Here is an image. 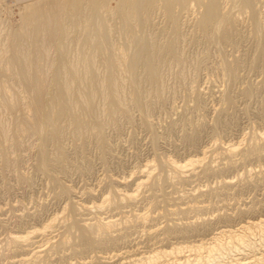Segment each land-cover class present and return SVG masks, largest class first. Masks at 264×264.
I'll list each match as a JSON object with an SVG mask.
<instances>
[{
  "label": "rangeland",
  "instance_id": "rangeland-1",
  "mask_svg": "<svg viewBox=\"0 0 264 264\" xmlns=\"http://www.w3.org/2000/svg\"><path fill=\"white\" fill-rule=\"evenodd\" d=\"M2 1H9L10 13L0 19V264H18L25 252L28 259L19 264H185L187 256L194 264L198 252L188 247L264 218V0L246 10L240 0H221L216 23L206 28L198 20L202 6L179 10L173 24L153 2L145 19L127 25L118 0L108 1V12L89 11L84 0L63 16L57 41L37 47L28 42L22 10L53 0ZM91 22L105 33L86 35ZM13 29L24 41L9 37ZM19 41L25 56L16 60L26 64L15 66L10 60ZM145 42L155 46V81L145 76V57L135 59ZM21 66L36 81H20ZM111 74L120 86L114 110L99 90ZM66 78L73 101L58 116L55 98ZM36 84L35 126H45L43 133L27 128ZM79 90L92 99L85 102ZM51 121L59 134L50 131ZM22 122L25 132L18 129ZM196 158L183 173L166 163ZM107 218L112 227L90 230ZM12 234L27 238L13 241ZM172 247L181 252L146 259ZM261 248L232 256L252 264L264 257ZM228 261L221 263L234 262Z\"/></svg>",
  "mask_w": 264,
  "mask_h": 264
},
{
  "label": "bare ground",
  "instance_id": "bare-ground-1",
  "mask_svg": "<svg viewBox=\"0 0 264 264\" xmlns=\"http://www.w3.org/2000/svg\"><path fill=\"white\" fill-rule=\"evenodd\" d=\"M84 0H53L51 3H44V4H41V3H35V4H30L26 7L23 8L22 10V13H21V21L24 22V26L27 25V29H26V33H27V39H29L30 41H28L29 43H31V41H35V46L37 47V44L38 45H41L42 46V43L40 42H44L45 40L49 41L50 44L54 41L52 40H55L56 37L59 33V35H61V31L64 28V23H63V16L68 14V15H72L73 11L78 7H81L82 3H83ZM88 4L91 5V9L89 11H97V8L99 9H105L107 12H108V7H107V4H108V1L109 0H86ZM119 3H118V13L122 16V19L123 22L125 23H128L127 25H130L133 21L135 22V20L139 21L140 19H145L146 17V14L147 12L150 10V6L153 2H157L158 3V6L161 7L163 9V12H164V15L170 20L171 23L173 24H176V21L178 19V11L179 10H186L192 5V8H193V5H197V6H202L203 8V11L201 12V15H200V19L199 20V25L202 27V28H206L207 26H209L217 17H219V10H220V5H221V0H118ZM241 1V4L243 5V8H249L250 6L253 7V0H240ZM4 1H0V19H2V17L4 18L7 13H10V11L8 12V9H7V3H9V1H7L6 3V6H2ZM90 2V3H89ZM10 6V5H9ZM93 6V7H92ZM9 8V7H8ZM90 8V6H89ZM93 8V10H92ZM11 9V8H9ZM98 9V10H99ZM250 9V8H249ZM246 10V9H245ZM51 11H54V13H50ZM102 11V10H101ZM93 12H90L91 14H93ZM100 12V10H99ZM251 13V12H250ZM95 14V13H94ZM67 15V17H69ZM88 15V13H87ZM87 15L85 16V18L87 17ZM90 15V14H89ZM88 15V16H89ZM96 15V14H95ZM98 12H97V17H98ZM221 17V16H220ZM222 17H224L222 15ZM229 18V17H228ZM5 19V18H4ZM66 19V18H65ZM88 19V18H87ZM218 19V18H217ZM234 19V18H233ZM140 20V21H141ZM221 20V19H220ZM223 20V19H222ZM221 20V21H222ZM3 21V19H2ZM132 21V22H131ZM136 21V22H137ZM65 22V21H64ZM133 22V23H134ZM219 22V21H217ZM228 22V21H227ZM124 23V24H125ZM130 23V24H129ZM215 23H216V20H215ZM221 23V22H220ZM91 24H93L92 22L91 23H88V26L89 28H87L88 31H86V35H90V33L95 30L99 33H105V29L104 27L99 24V23H95L96 25H98L96 28H94ZM214 24V23H213ZM225 27V26H224ZM264 30V29H263ZM64 31V30H63ZM261 31V30H260ZM66 33V32H65ZM64 33V34H65ZM8 35L9 37H12L13 40H20V41H24V39L22 38L21 36V33L19 30H12L11 32L9 31L8 32ZM58 35V36H59ZM24 37V36H23ZM55 37V39H54ZM87 37V36H86ZM91 37V36H89ZM41 38V39H40ZM8 39V38H7ZM86 39V38H85ZM94 39V38H93ZM10 40V38L8 39ZM95 40V39H94ZM12 41V40H11ZM20 41L18 42L19 45H17V48L14 49V53L12 55V57H17L15 58V60L13 59L10 60L13 64H18V65H25L26 63L25 62H22V61H17L16 59H18L19 55H23L25 56V53H23V45L20 44ZM40 41V42H39ZM45 41V42H47ZM57 40H55L56 42ZM8 42V41H7ZM13 42V41H12ZM27 42V43H28ZM54 42V43H55ZM9 44V42H8ZM13 44V43H12ZM11 44V46H12ZM25 44V43H24ZM53 44V43H52ZM59 44V42H58ZM10 45V44H9ZM60 45V44H59ZM14 46V45H13ZM19 46V47H18ZM25 46V45H24ZM55 47L57 48V44H55ZM62 47V45L60 46ZM58 46V48H60ZM15 48V47H14ZM155 48L154 44H150V43H143L141 45V50H140V53L138 54V56L135 58V59H138V58H141V57H145V61L144 62H141L142 64H144V66L146 68H144L145 70V76L148 78L149 81H155L156 80V71L155 69L152 67L153 66V57L157 56L155 53L152 52V49ZM157 48V47H156ZM172 47L170 44L164 46L163 50H170ZM42 50V48H40ZM36 51H38V49L36 48L35 49ZM27 51V50H26ZM44 51V50H43ZM94 52V51H93ZM33 53V52H32ZM160 53V51H159ZM12 54V52H11ZM10 54V55H11ZM41 54V53H40ZM39 54V55H40ZM123 54V53H122ZM158 54V52H157ZM159 56V55H158ZM8 58L10 59V57L8 56ZM21 58V56H20ZM24 58V57H23ZM27 58V56L25 57V59ZM28 59V58H27ZM121 59V58H120ZM8 60V59H7ZM141 60V59H140ZM25 61V60H24ZM10 62V63H11ZM74 62V61H73ZM72 62V64H73ZM9 63V61H8ZM9 63V64H10ZM78 64V63H77ZM107 65H113L114 63L111 61V60H108L106 62ZM12 65V64H10ZM17 65V67H18ZM76 65V64H74ZM75 72V69H73ZM18 71V74L20 75L19 76V80L20 81H23V82H27V81H34L35 78H30L28 79L27 76H28V71H26L25 68H23L21 66V68H18L17 69ZM55 72H58V70H53ZM112 71V70H111ZM111 71H108V72H111ZM66 72V71H65ZM64 74V73H63ZM61 76V75H60ZM104 76V75H103ZM111 77H105L107 79H104V82L99 86V90L105 95L106 99L109 101V103L111 104L110 105V109L108 110H114L113 107H116L115 105L113 106V103L114 101L116 100V97H117V94L119 92V89H120V86L115 83V78H113L112 74L110 75ZM63 78V77H62ZM74 80V79H73ZM36 81V80H35ZM38 81V80H37ZM63 81H66L67 83L66 84H63L61 85L59 88L63 91V95L59 92V96L57 98H55L56 102H55V106H54V109H55V113L54 114H57L58 116H63L65 114H67V111L68 109L70 108L71 106V100H70V97L72 95V90L74 87H72L73 85L68 82L72 81V79H64ZM79 81V80H78ZM35 84V83H34ZM34 86V85H33ZM80 86V85H79ZM79 89V87H77ZM85 88V87H84ZM87 88V87H86ZM85 88V89H86ZM84 89V90H85ZM98 89V88H97ZM43 90V89H42ZM58 90V89H57ZM88 90V89H87ZM93 90V89H92ZM95 90V89H94ZM93 90V91H94ZM40 91H41V86L40 84H36V86L32 87V92L31 93V107L33 109V116H34V120H33V123L31 125H27L28 129L30 131H32V133H35V128H37L36 131L38 132H42L43 128H45L44 124H42L44 127H36L35 126V116L38 118L40 115H41V112L39 111V108L41 106V98H40ZM86 91V90H85ZM75 93V92H74ZM86 93V92H85ZM82 90H79V94H80V97L85 101V102H89V100L92 99V94L88 95V94H85ZM78 95V94H77ZM77 95H74L77 96ZM52 101V100H50ZM73 101V100H72ZM79 102V101H78ZM81 102V101H80ZM82 103V102H81ZM83 104V103H82ZM30 105V104H29ZM113 106V107H112ZM119 109V108H118ZM71 111V110H70ZM110 112V111H109ZM74 114V113H73ZM43 116H48L47 114ZM50 116V115H49ZM55 116V115H54ZM75 116V115H73ZM72 116V117H73ZM52 117V116H51ZM71 117V118H72ZM50 118V117H49ZM76 120H78V117H75ZM52 119V118H51ZM50 120V119H49ZM47 121V120H46ZM74 121V120H73ZM31 122V121H29ZM53 122V121H51ZM81 122V121H80ZM26 122H22L18 125V129L20 131H23L25 132L26 129L24 127ZM2 124V123H1ZM56 123L53 122V123H50V126H52V129L50 128V131L52 132L53 135L55 134H59L60 132V129L59 127L57 126V124L55 125ZM41 126V123L39 124ZM46 131V130H45ZM48 131V130H47ZM47 133V132H46ZM233 146V145H232ZM234 150V147L233 149ZM203 153V152H202ZM167 164H170L174 169L176 170H180L182 171L184 168H186L187 166L189 165H193L194 163H197L199 162V159L196 158V160H188V163L184 162L185 164H181L179 162H175L173 160L170 159V161L166 160ZM201 161V160H200ZM146 168H148V164L145 165ZM150 167V166H149ZM151 168V167H150ZM145 171V170H144ZM147 171V170H146ZM177 171V172H178ZM179 171V173H181ZM183 173V171H182ZM143 174V173H141ZM182 175V174H180ZM147 177H148V173L142 177V178H137L139 182H137V186L143 184L146 180H147ZM119 192V191H118ZM121 192V191H120ZM119 192V194H120ZM123 196L127 199H132L133 196H134V193L132 192H124L122 194H120V196ZM106 197V196H105ZM107 198V197H106ZM103 200V202L106 203V201H108V199ZM135 199V198H134ZM124 200V199H123ZM101 203V202H100ZM99 203V204H100ZM95 203H93V207L95 206L94 205ZM97 204V206L99 205ZM88 204H86L85 209H91L89 206H87ZM92 205H90L92 207ZM106 205V204H105ZM96 206V207H97ZM100 207H102L101 205H99ZM101 209V208H100ZM139 215V214H138ZM145 215V214H144ZM137 216V215H136ZM259 218V217H258ZM108 219V218H107ZM91 220V219H90ZM93 221V220H92ZM100 221V220H99ZM115 221H113L112 219H108V220H105V221H101V223L97 224V225H93L94 227L92 229H90L91 231L93 229H97V230H102V229H107L109 227H112V225H114ZM85 225V224H84ZM47 226V225H46ZM49 227V226H47ZM86 227V226H85ZM91 226H89L90 228ZM51 228V227H50ZM87 228V227H86ZM89 228H87L89 230ZM96 231V230H95ZM258 231L259 232V236L257 237L256 234L254 235V232ZM90 231H88L89 233ZM87 233V232H85ZM218 234L215 235L213 238H210V242L209 243H202L201 244H198L196 246H191V247H188L190 248V250H193V251H197L198 254L194 258H192V260L194 259L196 263L194 264H201L202 262L206 263H209V264H222L221 262L224 263V260H233L234 262L231 263V264H245V263H242L240 260L243 259V258H238L237 256L236 257H233L232 255L234 254H238L239 252L241 251H244L247 249H255V250H259L258 248H261V249H264V218H261V219H258L257 221L255 222H247V224H242V226H239L238 229H225V230H220V232H217ZM227 233V234H226ZM28 234V233H27ZM90 234V233H89ZM26 235V234H25ZM23 236V235H13L11 236L12 240L13 241H19V240H25L27 238V236ZM82 235V234H81ZM256 236V238H253L254 236ZM89 236V235H88ZM86 234L82 237H84L83 239H86L85 237H88ZM99 236V235H98ZM222 236H224V239H222ZM91 238V236H90ZM89 239V237H88ZM87 241V239L85 240ZM92 241V240H91ZM200 243V242H199ZM204 244H206L207 246L204 247ZM41 247V246H40ZM183 247V246H182ZM181 247V248H182ZM187 247V246H186ZM180 247H175L172 249H170L169 251L167 250H164V251H161L159 253H157V255L155 253H153V256L150 257L147 256L146 259L149 261L151 260H156L157 258L159 259V255L162 256H168V255H171L173 253H180L181 252V249ZM247 248V249H246ZM23 249V248H22ZM202 249H205V255L202 256L199 254V250H202ZM183 250V249H182ZM185 250V249H184ZM188 250V249H187ZM25 251V250H24ZM204 251V250H203ZM259 252V251H258ZM264 252V251H263ZM23 253V252H22ZM33 253H36V252H33ZM203 252H201L202 254ZM245 253V252H244ZM249 254L250 251L248 252ZM253 253V252H252ZM261 253V252H260ZM28 254V252H25L23 254H21L22 256H20L21 258H18L19 260L17 261L18 264L27 260L28 257H26L25 255ZM177 254V255H178ZM246 254V253H245ZM244 254V255H245ZM247 254V255H249ZM254 254V253H253ZM20 255V254H19ZM148 255V254H147ZM155 255V256H154ZM243 255V254H242ZM233 258H236V259H232ZM190 256H187L184 260V263L187 264L189 263V258ZM253 257H256V254L253 256ZM258 257V256H257ZM137 258V257H136ZM175 258V257H174ZM145 259V260H146ZM191 259V257H190ZM183 260V259H181ZM204 260V261H202ZM239 260V261H238ZM29 261V260H28ZM104 261V260H103ZM149 261V263H150ZM176 261L178 264H181L179 263V260L176 259L174 260ZM201 261V262H200ZM228 261V262H230ZM249 261V260H248ZM254 261V262H253ZM252 261V264H264V257L262 256H259L258 258H256V260H253ZM133 262V261H132ZM245 262V261H244ZM206 263V264H207ZM138 264V263H137ZM143 264V263H142ZM146 264V263H145ZM183 264V263H182ZM190 264V263H189ZM225 264H227L225 262ZM247 264V262H246Z\"/></svg>",
  "mask_w": 264,
  "mask_h": 264
},
{
  "label": "crops",
  "instance_id": "crops-1",
  "mask_svg": "<svg viewBox=\"0 0 264 264\" xmlns=\"http://www.w3.org/2000/svg\"><path fill=\"white\" fill-rule=\"evenodd\" d=\"M17 2H20V3H24V2H29V1H33V0H16Z\"/></svg>",
  "mask_w": 264,
  "mask_h": 264
}]
</instances>
